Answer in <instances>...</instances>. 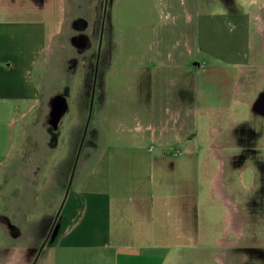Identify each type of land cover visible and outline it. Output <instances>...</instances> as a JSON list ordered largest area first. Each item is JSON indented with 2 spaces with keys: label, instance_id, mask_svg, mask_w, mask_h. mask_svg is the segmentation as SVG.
I'll list each match as a JSON object with an SVG mask.
<instances>
[{
  "label": "rangeland",
  "instance_id": "1",
  "mask_svg": "<svg viewBox=\"0 0 264 264\" xmlns=\"http://www.w3.org/2000/svg\"><path fill=\"white\" fill-rule=\"evenodd\" d=\"M103 9L104 0L66 1L65 30L51 42L41 67V101L46 104L43 102L33 111L25 132L17 134L15 150L23 157L12 161L13 173L0 191V212L13 220L7 227L14 237L18 235L15 245H29L34 253L60 207L82 137L101 28L93 110L81 155L85 150L96 152L102 148L106 129L110 128L112 134L122 133L128 128L134 130L143 120L155 127L175 125L177 130L185 121L180 136L196 130L197 142L212 152V140L220 135H213L215 122L219 125L217 131L227 133L222 143L237 146L232 152L241 148L259 151L258 159L264 163V117L251 113L247 104L264 93V0H108L105 15ZM229 22L236 25L235 31H229ZM214 67L233 71L230 84L239 92L231 101L237 118L229 110L220 115L213 107L229 106L226 101H230V95L215 98L217 102L212 97L211 119L206 127L197 108L204 101L198 89L212 87L208 72ZM56 97L64 100L65 109L53 128L51 101ZM153 104L157 109L149 114ZM140 106L148 111L146 115ZM102 121L110 125L106 122L102 126ZM236 133L242 137L237 139ZM169 135L170 132L164 134L162 140ZM230 158H224L223 168L227 190L249 197L237 196L235 202L254 220L251 211L257 202L264 215V196L256 198L264 193L260 189L264 168L253 158L247 161L250 166L241 171L237 164L230 166ZM249 185L254 187L246 188ZM220 212L216 228L222 232L220 238L229 242L213 247L214 264H264V232L262 235L256 228L264 230V219L248 222L243 237H224L225 221Z\"/></svg>",
  "mask_w": 264,
  "mask_h": 264
},
{
  "label": "crops",
  "instance_id": "2",
  "mask_svg": "<svg viewBox=\"0 0 264 264\" xmlns=\"http://www.w3.org/2000/svg\"><path fill=\"white\" fill-rule=\"evenodd\" d=\"M66 1L0 0V191L9 183L12 161L23 157L15 150L17 134L25 132L33 111L46 104L41 101V67L51 42L65 30ZM213 69L208 72L212 87L198 89L204 101L197 108L206 127L211 119L212 97L230 95V101H226L229 106L213 107L220 115L229 110L237 118L231 101L239 92L230 84L233 71ZM247 104L251 113L264 117V93ZM141 109L144 114L148 112ZM156 109L153 104L149 114ZM108 121H102V126ZM184 124L177 130L175 125L155 127L143 120L134 130L128 128L122 133L112 134L110 128L106 129L100 150L80 152L74 180L35 263L38 251L34 253L29 245H15L18 235L14 237L6 224L13 220L0 212V264H214L213 247L229 242L220 238L222 232L216 228L219 211L225 221L224 237H243L248 222L264 219L261 203L254 204L253 220L235 202L237 196L249 197L227 190L224 158L231 157L230 166L237 164L241 171L250 166L248 159L257 158L261 168L264 163L258 159L259 151L241 148L232 152L237 146L222 143L227 133L217 131L215 122L213 135H220L212 140V152L197 142L196 130L180 136ZM205 130L211 139L212 134ZM169 132L171 135L163 141V135ZM231 154L238 160L232 161ZM263 196L261 192L256 198ZM1 205L0 198V210ZM256 228L263 235V227Z\"/></svg>",
  "mask_w": 264,
  "mask_h": 264
},
{
  "label": "water",
  "instance_id": "3",
  "mask_svg": "<svg viewBox=\"0 0 264 264\" xmlns=\"http://www.w3.org/2000/svg\"><path fill=\"white\" fill-rule=\"evenodd\" d=\"M107 3H108V0H104L103 15H105V13H106ZM102 38H103V28H101V31H100L98 50H97V57H96V62H95L94 75H93V82H92V88H91L90 99H89L88 114H87L86 122H85V125H84V130H83V133H82V137H81V140H80V143H79V146H78L77 155H76V158H75L73 166H72V170H71L70 177H69V180H68V184H67V187H66V190H65V193H64L62 204L60 205L58 211L56 212V215H55V217L53 219V222H52V224H51V226H50V228H49V230H48L43 242L41 243V245H40V247L38 249V253H37V256H36V258L34 260V263L36 262V260H37V258L39 256L42 248L45 246L47 240L49 239V237L51 235V232L53 230L55 221H56V219H57V217L59 215V212L61 210L63 202H64V200H65V198H66V196H67V194L69 192V189L71 187L72 178H73V174H74V171H75V166H76L77 159H78V154L81 151V147H82L83 141H84L86 133H87L89 120H90L91 113H92V110H93V102H94V97H95L96 79H97V73H98L99 56H100ZM64 109H65V103H64V100L62 98L56 97V98H54L51 101V125H52L53 128H56V125L58 124V121H59L61 115L64 113ZM6 224H8V223L6 222Z\"/></svg>",
  "mask_w": 264,
  "mask_h": 264
},
{
  "label": "clouds",
  "instance_id": "4",
  "mask_svg": "<svg viewBox=\"0 0 264 264\" xmlns=\"http://www.w3.org/2000/svg\"><path fill=\"white\" fill-rule=\"evenodd\" d=\"M251 3H255V0H251ZM226 9H224V12L226 13ZM229 31H235L236 25L232 22H229L228 24Z\"/></svg>",
  "mask_w": 264,
  "mask_h": 264
},
{
  "label": "bare ground",
  "instance_id": "5",
  "mask_svg": "<svg viewBox=\"0 0 264 264\" xmlns=\"http://www.w3.org/2000/svg\"><path fill=\"white\" fill-rule=\"evenodd\" d=\"M229 221H231L230 219H229ZM8 223V225H10V223L9 222H7Z\"/></svg>",
  "mask_w": 264,
  "mask_h": 264
}]
</instances>
